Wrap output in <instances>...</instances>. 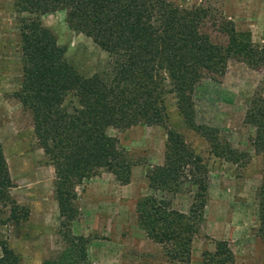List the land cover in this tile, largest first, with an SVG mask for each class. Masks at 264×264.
I'll list each match as a JSON object with an SVG mask.
<instances>
[{"label":"trees","instance_id":"obj_1","mask_svg":"<svg viewBox=\"0 0 264 264\" xmlns=\"http://www.w3.org/2000/svg\"><path fill=\"white\" fill-rule=\"evenodd\" d=\"M22 43L23 79L16 94L33 118L35 135L54 166L55 196L67 248L59 262L85 264L88 240L71 232L79 219V187L103 171L127 185L133 161L110 129L138 125L166 129L165 161L148 174L153 194L136 204L139 227L163 247L171 262L192 264V244L205 223L210 190L209 170L185 137L169 125L164 81L169 78L178 108L188 126L207 139L214 153L238 164L245 154L221 139L220 130L196 120V88L205 77L221 73L224 62L238 60L264 69V43L250 32H239L216 6L182 8L171 0H15ZM65 12L68 26L84 34L109 58L100 73L85 77L66 57L42 17ZM245 122L255 128L253 146L264 154V83L258 86ZM195 189L188 213L175 210L157 193ZM12 180L0 144V213L20 221L29 212L11 197ZM259 228L264 240V177L256 192ZM3 218L0 215V224ZM0 264H20L19 256L3 247ZM202 264H236L227 241L206 251Z\"/></svg>","mask_w":264,"mask_h":264},{"label":"rangeland","instance_id":"obj_2","mask_svg":"<svg viewBox=\"0 0 264 264\" xmlns=\"http://www.w3.org/2000/svg\"><path fill=\"white\" fill-rule=\"evenodd\" d=\"M182 8L216 6L239 32H250L255 44L264 43V0H171ZM15 0H0V144L7 160L11 197L29 212L20 221L0 213V257L7 246L20 264L59 262L67 243L55 196L54 166L35 135L31 112L17 98L23 79L22 43ZM45 27L66 49L67 60L85 77L102 72L108 55L84 34L72 30L65 12L42 17ZM224 70L204 78L196 88L197 123L220 130L221 139L245 154L238 164L218 157L211 143L190 128L178 108L169 78L164 81V101L169 125L181 133L209 170L210 190L205 223L192 244V264H202L206 251L217 241H227L236 264H264V240L259 228L256 192L264 177V154L253 146L255 128L245 122L246 112L264 69L238 60L224 62ZM133 161L131 183L120 184L103 171L78 189L80 217L71 226L75 236L88 240L85 264H184L171 262L161 244L139 227L136 204L153 194L148 174L165 161L166 129L138 125L109 130ZM175 210L188 213L195 189L186 185L177 193H157Z\"/></svg>","mask_w":264,"mask_h":264}]
</instances>
